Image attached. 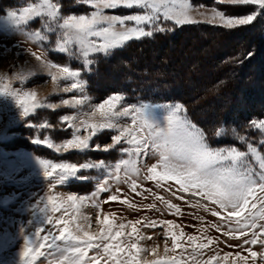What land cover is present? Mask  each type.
<instances>
[{
    "label": "rangeland",
    "instance_id": "obj_1",
    "mask_svg": "<svg viewBox=\"0 0 264 264\" xmlns=\"http://www.w3.org/2000/svg\"><path fill=\"white\" fill-rule=\"evenodd\" d=\"M34 2L38 3L39 0H0V91H17L21 94L35 91L39 101L45 105L52 104L55 107H41L31 112L29 116L24 117L22 108L17 105L15 97L0 95V264H21L20 254L24 247L25 237H30L37 227L44 226L45 214L36 205L43 196L49 194V184L53 181L45 176L44 169L40 164L41 159H47L54 163L67 162L76 164L89 160L94 162L104 160L107 163L115 164L121 159L128 158L127 154H122L118 150L119 146L107 152L101 150L81 153L75 149H68L67 151L62 149L57 152L55 148H49L45 143L34 144L32 142L33 139L39 138L41 141L47 139L54 145L65 143L67 139L72 138V129H67V125L61 122L62 117L64 115H79L80 111H88L90 105L94 106L102 103L114 94H120L125 97L124 101L117 106L118 109L139 103H179L182 105L179 101L158 102L147 98L133 99L122 91L110 88V85L114 86L119 77L126 73V69H123L124 63L132 61L125 56V53L137 57L134 59L139 61L140 65L143 64L142 59L138 57V52L140 49L143 50L145 46L142 43L139 46L142 48L136 47L137 53L134 55L133 41L151 40L157 33L152 37L131 40L124 47L114 50L108 56H94L95 64L91 72H85L82 77L87 81L85 95L89 97V102L82 109H72L68 105L63 104V100L71 101L78 96V93L62 92L61 89L66 85L61 82L58 87L51 80L47 69L43 68L40 62L30 53L40 55L43 52L48 60L58 65H70L73 69L83 70L82 62L69 60L66 54L52 50L55 36L51 37V44L37 45L27 40L24 36L17 34V30L6 19L9 11H19L22 7L27 6L28 3ZM54 2L61 4V15L64 16L88 15L94 10L90 5L84 4L83 0H54ZM189 3L193 6L190 15L197 23L182 26L193 27L194 30L203 28L200 32L204 33L206 37L209 36L207 39L209 46L215 47L217 50H225V48L229 50L242 35L244 36V34L239 35V33L247 26H253L254 29H250L245 34L246 38L242 43H237V46L240 47V52L242 51L239 57L236 55L235 58L237 59L235 61L233 59L230 60L233 67L228 71L227 78L222 80V83L227 80H230V83L224 84L223 87L219 86L221 89H218L220 94H226L224 96L225 100L228 99L229 91L234 88V85L236 87L239 86V89L243 88L242 91L245 92V95L247 93L246 88L250 86L254 92L257 91V96H260V93H258L260 90L256 89L259 87V89L264 90V76L262 78L259 74L264 69V49L261 50L259 48L264 42V10L259 9L257 5L231 4L228 0H189ZM213 9L223 12L226 17L243 18L247 15L255 14V18L247 25L227 28L222 25L219 18L212 20ZM201 13H204V15H201ZM105 14L124 16L141 14V10L121 7L106 9ZM210 20H212L211 23L209 22ZM126 23L128 26H132V22ZM182 26H173L170 22L168 24V27L172 30ZM37 28H43L39 19L34 20L29 25V29ZM116 30L120 31L121 29L117 26ZM224 35L225 37L224 39L222 38L221 43L224 41L223 44L227 46H222L217 42V38ZM216 36L218 37L216 38ZM254 38L260 40L259 44L257 42L248 43ZM183 40H188L187 35H185ZM18 42L20 43V49L23 50L19 56L16 55L18 49L12 47ZM4 45L7 46L8 50H5ZM209 46L202 47V50L207 51ZM124 48L128 50L121 52L120 50ZM197 50L199 49L196 45L190 46L188 52L194 53ZM160 51L168 52L169 48L165 49L164 45L154 47L152 55L154 56ZM240 52L236 51V53ZM228 54L231 53L229 52ZM250 56L252 57V61L250 60L252 63L250 68L246 69L243 64L245 61L243 60ZM121 65L123 67H120ZM257 67L261 69L259 72L256 71ZM190 68L191 72L199 74L193 80V83H189L186 86L187 90L192 91L196 89L194 83H197L198 78H203L208 72L207 70L212 69V65H208L206 70H202L203 68L201 67V69L197 67ZM173 72L177 75V71L173 70ZM21 75L25 76L26 79L21 81L18 78ZM236 89L238 87L233 90ZM242 91L241 93L238 92L234 100L237 106L236 109L239 111L248 108V103L243 98ZM213 104H217V101L210 103V106ZM184 109L186 110L185 107ZM212 115L213 113H211ZM187 116L195 123L189 115ZM99 119L100 116L97 113L95 117L90 119V122L95 123ZM253 119H264V111L263 114L252 115L247 122L244 121L230 127L222 126L226 129V134L218 139L214 135L215 129L218 127L214 124L213 126L204 125L205 129L195 124L206 131L211 145L221 147L236 146L241 150H246V143L241 144L232 135L231 129L233 127L237 128L240 135H247L249 140L254 142V146L260 147L259 141L264 139V135L258 130L248 127L249 122ZM125 122L131 124L130 119ZM41 124H47L48 127L40 128ZM29 125H34V127H29ZM89 131L90 129L81 128L80 135H87ZM114 134L116 133L105 130L95 136L91 144L93 146L99 144L103 149V147L112 143L111 136ZM125 146L130 147L128 145ZM154 163H158V158L141 157L138 162V166L141 169L140 177H133L137 183L135 191L130 186L131 181L125 183L122 179L119 184L111 183L109 192L99 195V208L95 207L91 200L84 202L79 209V214L89 217L91 221L90 231L92 233L98 234L101 229L109 227L108 223H97V217L103 220L107 216L113 231H122L123 235L119 240L124 241V247L127 248L130 244L135 243L137 247L144 249L139 254L133 250L132 254L136 257L137 264H159V262L171 261L177 258L182 260V264H264V230L259 228L249 229L244 235H240L239 232H232L231 229L235 227V218L231 221L227 219L221 221V217L212 216L211 210L216 206L210 204L207 200L200 196H192L191 192H183L175 181L144 179L147 174L146 166H151ZM157 171H160V169L158 168ZM79 175L88 176L90 179H70L64 185H57L51 190L50 194L63 198H66L67 195H89L95 190L97 180H102L103 178L96 170L83 171ZM121 177L123 178V172H121ZM158 183L159 187L157 186ZM170 185L172 186L171 189H169ZM110 195H116L118 199L110 201L108 200ZM257 195L260 194L257 193ZM158 197L163 199H158ZM169 203L176 207L169 208ZM256 203L257 207H259L260 202L256 201ZM204 204L208 205V211H205L201 206ZM148 205H154V207L149 208ZM56 215L59 216L60 213ZM221 216L227 217V213L221 211ZM167 221L172 223L168 224ZM120 224H124L125 227L119 229ZM258 224H264V220H259ZM217 225L219 226V231L217 230ZM133 226L136 228L135 233L132 232ZM253 231L257 232L256 244L250 243ZM225 232L229 234L225 235ZM173 234L178 238L176 244L182 247H174ZM190 236L195 238L194 243L189 241L188 237ZM209 240L212 242L209 243ZM245 241H249V243H245ZM201 244L206 245V247H196L199 255L195 256L194 262L191 255L193 247ZM252 253L256 255L253 256ZM213 257L216 259L213 260ZM123 258L127 259V257Z\"/></svg>",
    "mask_w": 264,
    "mask_h": 264
},
{
    "label": "snow or ice",
    "instance_id": "obj_2",
    "mask_svg": "<svg viewBox=\"0 0 264 264\" xmlns=\"http://www.w3.org/2000/svg\"><path fill=\"white\" fill-rule=\"evenodd\" d=\"M228 2L257 5L259 9L264 10V0H228ZM83 3L90 5L94 10L88 15L64 16L61 15L60 3L54 0H39L38 3H28L19 11H9L6 15L7 22L17 30V34L40 46L44 43L51 44V37L55 36L52 50L66 54L69 60L82 62L83 70L73 69L70 65H58L48 60L43 52L40 55L30 53L43 68L47 69L51 80L58 87L61 82L66 85L61 89L62 92L78 93V96L71 101L63 100V104L72 109H82L89 102V97L85 95L87 81L82 77L85 72H91L95 64L94 56H108L131 40L170 31L172 29L168 27L169 22L173 26L197 23L190 15L193 6L189 0H83ZM121 7L139 9L141 14L124 16L105 14L106 9ZM216 18H219L223 26L232 28L251 23L255 14L243 18H231L213 9L212 20ZM37 19L42 22L43 28L29 29V25ZM212 20L209 22L211 23ZM126 22H132V26H128ZM117 26L120 31L116 30ZM3 47L8 50L6 45ZM12 47L18 49L17 56L22 54L23 50L20 49L19 42ZM18 78L21 81L26 79L23 75ZM0 95L15 97L24 117L41 107H55L39 101L35 91L22 94L17 91H0ZM124 99L123 95L114 94L102 103L90 105L88 111H80L79 115H64L61 122L67 125V129H72V138L67 139L63 144L54 145L47 139L32 140L34 144L45 143L49 148H55L57 152L62 149L65 151L75 149L81 153L101 150L107 152L119 146L118 150L122 154H127L128 158L121 159L115 164L104 160L99 162L89 160L76 164L54 163L41 159L40 164L45 176L53 182L49 184V194L37 202L36 206L45 214L44 226L37 227L30 237H25L20 254L21 264H45V262L46 264H102V261L103 264H137L136 257L132 254L133 250L139 254L144 249L137 247L135 243L127 248L124 247V241L119 240L123 235L122 231L114 232L107 216L103 220L97 217V223H108L109 227L101 229L98 234L92 233L89 217L80 215L79 209L88 200L93 201L95 207L99 208V195L109 192L111 183L119 184L122 179L125 183L131 181L130 186L135 191L137 183L133 177H140L141 169L138 162L142 156L158 158V163L146 166L147 174L144 179L172 180L183 192H191L192 196H200L207 200L216 206L211 210L212 216L221 217V221L226 219L231 221L235 218L232 232L244 235L249 229L264 230V224H258L259 220H264V151H262L264 139L259 141L260 147L254 146V142L250 141L247 135H240L237 128L233 127L232 135L241 144L246 143V150L236 146H213L206 131L188 118L183 105L139 103L118 109L117 106ZM97 113L100 119L91 123L90 119ZM128 119L131 120V124L125 122ZM46 127L47 124L40 125V128ZM248 127L264 135V119H253ZM81 128L90 131L82 136ZM105 130L116 133L111 136L112 143L103 149L99 144L93 146L91 144L93 138ZM225 134V128L215 129V138H221ZM158 168L160 171H157ZM92 170H96L103 178L97 180V186L91 194L67 195L66 198L50 194L53 188L66 184L70 179H90L79 173ZM157 186L159 187V183ZM171 187L170 185L169 189ZM117 199L116 195L108 197L110 201ZM158 199L163 198L158 197ZM256 201L260 202L259 207ZM201 206L205 211L209 210L207 204ZM168 207L176 206L169 203ZM221 211L226 212L227 217L221 216ZM57 213L60 215L57 216ZM167 223L172 222L167 221ZM124 227V224L119 225V229ZM216 227L219 231V226ZM132 232H136L135 226ZM228 234L225 232V235ZM256 236L257 232L253 231L251 244L257 243ZM172 239L174 247H182L176 244L178 238L174 234ZM188 239L194 243V237L190 236ZM211 242L209 240V243ZM196 247L204 248L206 245L193 247L191 255L194 262L195 256L199 255ZM252 255L256 254L252 253ZM159 264H182V260L177 258Z\"/></svg>",
    "mask_w": 264,
    "mask_h": 264
},
{
    "label": "trees",
    "instance_id": "obj_3",
    "mask_svg": "<svg viewBox=\"0 0 264 264\" xmlns=\"http://www.w3.org/2000/svg\"><path fill=\"white\" fill-rule=\"evenodd\" d=\"M202 29L194 30L193 27L182 26L165 33H157L151 40L142 39L133 41L134 43L131 45L135 48L134 55L137 53L136 47L141 46L142 43L143 46H145L143 50L140 49L138 52V57L142 59L143 64L140 65L139 61L135 60L137 57L125 53V56L132 61L130 63H124V67L122 65L120 66L126 69V73L119 77L114 86L110 85V88H114L116 91H122L133 99L147 98L158 102L179 101L186 108L187 115H189L197 125L201 128L203 127V129H205L204 125L208 124L210 126L214 124L217 127H230L243 123L244 121L247 122L254 114H263L264 90L259 89V87L256 90H260V92H258L260 96H257V91L255 90L256 92H254V90L248 86V84L251 83L247 84L246 95L245 92L242 91L243 88L239 89V86H237L238 89L233 90L237 88L236 85H234V88L229 91L230 95L226 100L224 99L226 94L222 95L219 91V89H221L219 86L223 87L224 84L230 83V80L222 83V80L227 78L228 71L233 67L230 60L233 59V61H235L237 59L235 56L237 55L239 57L242 52H240V47L237 46V43H242L246 38L245 34H247L250 29H254L253 26L244 28L243 31L239 33V35L244 34V36L242 35L229 50H226V48L225 50H217L215 47L209 46L207 41L209 36L206 37L204 33H201L200 31ZM185 35H187V41L183 40ZM217 37L218 36H216V38ZM224 37L225 35L223 37L219 36L217 42L222 46H227L223 44L224 41L221 43ZM259 41L260 40L257 38H254L248 43L257 42V44H259ZM159 45H164L165 49L169 48V51H160L153 56V48ZM195 45L199 50L194 53L188 52L189 47ZM251 45L253 46V44ZM206 46H209L208 50H202V47ZM259 48L261 50L264 49V42ZM127 50L128 49L124 48L120 51ZM237 50L240 53H236ZM229 52L231 54H228ZM251 59L252 57L250 56L243 60L246 63H243L246 69L250 68L252 63ZM186 60L188 61L186 62ZM226 62H229L230 65ZM207 64L212 65V69L207 70L208 72L203 78H198L197 83H194L196 86L195 90H187L186 86L189 83H193V80L199 75L196 72H191L190 67H197L198 69L203 68L202 70H206ZM173 70L177 71V75L174 74ZM260 70L261 69L257 67L256 71L259 72ZM261 71L262 72L259 74L263 78L264 69ZM241 91L243 98H245L248 103V108L239 111L236 109L237 106L234 100L238 92L241 93ZM214 101H217V104L210 106V103ZM210 112L213 113L212 116Z\"/></svg>",
    "mask_w": 264,
    "mask_h": 264
}]
</instances>
